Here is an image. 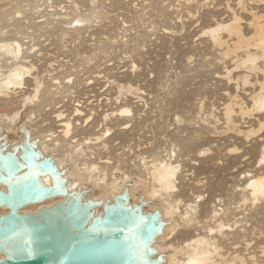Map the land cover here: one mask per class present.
<instances>
[{
    "label": "bare ground",
    "instance_id": "obj_1",
    "mask_svg": "<svg viewBox=\"0 0 264 264\" xmlns=\"http://www.w3.org/2000/svg\"><path fill=\"white\" fill-rule=\"evenodd\" d=\"M159 1L0 0V151L17 149L19 155L26 129L42 158L54 160L68 191L81 190L82 201L93 200L95 216L103 215L104 206L125 190L128 200L123 205H139L143 213L158 211L163 226L150 243L156 250L152 257H160V264H264L262 227L255 225L248 233L251 221L246 219L252 214L244 209L238 214H242L240 222L247 225L240 230L234 228L235 206L228 200L234 196L242 201L252 197V211L256 209L258 214L255 221L264 218V158L242 184L228 186L227 178L233 167L251 158L232 138L242 142L247 139L248 143L256 136L253 146L264 148V0H237L234 6L229 2L228 15H223L227 11L222 15L211 13L210 24L200 30L201 37L209 41L207 45L218 47L233 62L224 66V74L213 73L216 81H224L223 102L202 113L205 118L200 120L203 126L198 125L201 129H194L193 111L199 105L195 114L203 112L204 99L201 96L196 104L184 94L189 87L185 73L192 70L190 51L177 60L185 70L177 87L167 82L162 90L171 106L163 107L159 101V107L152 105L149 112L145 99L151 91L147 87L156 83L141 67L146 65V54L142 51L138 61L133 56L138 48L145 49L144 39L139 44L131 42L133 46L128 43L129 47L119 49V53L110 47L116 44H110L112 37L107 31L115 23L121 30L118 39L124 41L130 36L128 22H133L131 30L144 24L145 30L139 28V34L134 30L135 38L150 30L157 17L148 21L144 16L153 14V10H168L164 5L158 9ZM128 6L134 12L127 10ZM146 8L150 11H144ZM107 10L112 11L111 16H105L104 27L98 25L97 18ZM170 19L167 24L157 22L163 26L157 30L163 33L158 37L155 33L157 40L163 35L169 43L177 33L176 19L171 22L176 28L168 25ZM32 26L48 34L41 52L34 41L29 43L24 38L25 33L33 32ZM100 29L107 31L102 33ZM101 36L109 41L108 47ZM47 44L49 47L44 49ZM169 46L170 53L173 48ZM94 47H99V52ZM123 53L130 55L124 57ZM160 55H151L152 64ZM115 59L126 60L129 69L121 71L126 65L115 68ZM169 60L167 64L173 70L175 58ZM92 67L99 69L94 77H102L104 85L97 89L99 96L95 93L89 95L93 98L81 100V95H88V88L96 87L92 78L88 76L84 81L80 75ZM123 79L130 80L120 82ZM158 79L163 80L162 74ZM207 81L204 79L203 85ZM186 97L188 102H184ZM171 115L175 121L168 123L167 116ZM214 141L218 149L213 154L205 145ZM210 173L214 175L205 180ZM42 178L47 186L53 184L50 175ZM0 189L6 191V186L1 184ZM63 198L54 195L20 210L36 213ZM7 212L8 207L1 204L0 217Z\"/></svg>",
    "mask_w": 264,
    "mask_h": 264
},
{
    "label": "water",
    "instance_id": "obj_2",
    "mask_svg": "<svg viewBox=\"0 0 264 264\" xmlns=\"http://www.w3.org/2000/svg\"><path fill=\"white\" fill-rule=\"evenodd\" d=\"M19 155L0 151V264H160L151 245L161 232L158 211L147 213L139 205H123L128 192L114 196L103 215H94L93 200L82 201V191L69 192L66 180L49 157L33 148L23 131ZM44 175L52 177L47 186ZM63 195L51 207L36 213L20 208L45 198Z\"/></svg>",
    "mask_w": 264,
    "mask_h": 264
},
{
    "label": "rangeland",
    "instance_id": "obj_3",
    "mask_svg": "<svg viewBox=\"0 0 264 264\" xmlns=\"http://www.w3.org/2000/svg\"><path fill=\"white\" fill-rule=\"evenodd\" d=\"M229 2L232 3L231 4L232 6H234L235 3L237 2V0H193V1H190V2H188L186 0H168V1L167 0H160L158 2V9H159L160 5L161 6L164 5L163 7H167L166 9H168V10L165 9L166 11L163 12V9H161L163 14L160 13L159 10H157V12L155 10H153V14L149 13V14L144 16V17H146V19L148 21H151L152 19L157 17L155 23H152V25L150 27L151 29H156V31L154 30L155 31L154 32L152 30L153 32L151 33V29L150 30L146 29V31H143L142 36L138 35V38H135V37H137V35H135L136 32L138 30H140L141 27H142L141 30H143V29L145 30V28H143L144 24L143 23L142 24L139 23L138 27H135L136 29H134L136 31L135 32L134 30L130 29L131 28L130 26L133 24V22H128V23H126V26L127 25L129 26L127 34L130 35V36H128V39L125 40V41H124V38L118 39V36L121 33V30L119 29V27L116 26V23L114 24L112 21L111 22L114 24V28H110L108 31L105 30V29H100L102 31V33H104V31L105 32L107 31L108 34L111 33V36L109 34L110 38L112 37L111 41H110V44L111 43H115L116 45H110V47L115 48V50H117L118 53L121 52L122 50H124L126 48L125 46L126 45L128 46L131 42H134V43L137 42L139 44L141 42L140 39H142V38L144 39V41H142V44L145 45V49L138 48L137 52L135 54H133V56H134L135 60L138 61V59H137L138 55H141L142 51L144 52L143 54H146L145 55L146 56V58H145L146 59V65L141 64V67H144L145 72L149 76V78H151V80H153L156 83V85H158V86H156V85L153 84V86L151 88L147 87L148 92L151 91V93H149V95L147 96V99H145L146 102H147V109H148L149 112H152L151 111L152 110L151 107L155 106L156 104L159 107V101L163 102V103L161 102L163 107H167V106H165V104L171 106L170 98H167V96H163V94H162L163 91L162 90L167 85V82H169V84L174 83V84H172V86L176 85V87H177L178 81L181 78V75H183V72H185V70L183 69V67H181L180 63H178L179 61L177 62V60L178 59L180 60V58H182L181 55L184 52H186V51H190V54H193V57H192V61L193 62H192V70H189L188 72L186 71V73H185V77L186 76L187 77L184 78V79H185V81L189 82V87H187V92H184V94H186V96L188 95L187 97L191 98L192 100L195 99L193 101L196 104L199 102L198 100H199V98H201V96L204 99L203 100L204 101V109H203V112H201V114L199 113L200 115L197 114V113L195 114V111H196L195 109H197L199 107V105H195L194 106V111L193 112H194V115L196 116L195 120H193V121H195V122H193L195 124L194 129L198 128L199 124L200 125L202 124L201 127L203 126V122L200 121V120L205 118L204 117L205 114H202V113L205 112V110H209V109L213 110V108H215V107L218 108L219 104L221 102H223V97L224 96L222 94L224 93V91L222 90V87H225V85H222V83H224V81H216V79L213 76H214V74H217V73L224 74V72H225V67L224 66H226V64H227V66H230V64H232L233 62L230 59L225 58L223 56V52H221L220 49H218V47H216V46L210 47L209 45H207L209 41H206L205 37H201V31L200 30L203 27H206V26H208L210 24L209 20H210L211 13H217L218 15L221 13V15H222L224 13V11L226 12L227 11L226 5ZM177 5H178V7H177ZM179 7H181V8H179ZM129 9H132L131 6H128L127 10H129ZM149 9L146 8V10H144V11H150ZM177 10L181 14L180 18H178V19H176V17L179 14ZM117 11H119V10H117ZM129 11H131V10H129ZM111 12H112L111 10H107L106 14H104V15L100 16L99 18H97V22H98L97 24L104 27L105 26V21H104L105 20V16H107V15L111 16V14H110ZM132 12H134V11H131V13ZM167 12H168V15H167ZM189 12H191L192 14H189ZM119 14L120 13H118L117 15H119ZM223 15L224 16L228 15V11H227V13H225ZM162 16L164 17V19H163ZM133 17H134V15H133ZM168 17L172 19V20L170 19V23L168 25L172 26L173 28L175 26H173V24H171V22H174L173 20L176 19L175 25H177V28L176 27L175 28H176V31L177 30L178 31H177L176 34H173V36L174 35L175 36L172 37L173 39H172L171 42L168 43V41H166V43H165L164 38L167 37L166 36L167 34H165V33H164V35L166 37H164L162 35L158 40L156 39V36L158 37L161 33H163V31L162 32H158L157 31V30L160 29V27L161 28L163 27V26H158L157 22L160 21L159 24H167V21L169 22ZM160 18H161V20H158ZM179 20L183 21L182 22L183 26H181ZM30 30H33V32L29 33V34L25 33L24 34L25 40L27 39V42H29V43L34 41L35 42L34 45H35L36 49H39L40 52L43 51V43L42 42H44L45 38L48 36L47 32L44 31V30L43 31H39L37 26H32V28ZM133 32H134V34H133ZM140 33H141V31H140ZM155 33L157 34L156 36H155ZM138 34H139V31H138ZM39 38H40V40H39ZM101 40L103 42L105 41L107 43V47L109 46V44H108L109 41H107L105 36H101ZM170 43H172L173 47H171ZM44 44H45V42H44ZM48 44L46 45V47L44 49L49 47ZM150 44H152V45L150 46ZM130 45L133 46V43L130 44ZM134 45H136V44H134ZM160 45H163V47L160 46ZM168 46L170 48H173L172 51L169 48L170 51H171L170 53H169V50H167ZM180 46H182V47H180ZM94 48L97 49V47H94ZM95 49H93L92 51H95ZM99 49L100 48L98 47L97 52H99ZM131 49H133V48H131ZM123 54H124L123 55L124 57H127V56L130 55V54H126V53H123ZM158 54H161L160 55L161 57L159 56L157 58V56H156L155 57L156 59L154 61L155 63L152 64V60H153L154 56L158 55ZM151 55H154V56H151ZM83 56H85V54H83ZM166 57L168 59H166ZM170 58H175V60H174L175 62L172 61V63H174V65H175V66L173 65V67H174L173 70H172V68L169 67L170 65L167 64V63H169V61H170L169 59ZM149 59L151 60V62H149ZM157 60H158V62L156 63ZM104 61H105V63L108 64L107 60H104ZM115 62H116V65L114 66L115 68L118 67L117 69H119V67L122 68V65H124V66L126 65V67H123L121 71H123L124 69H129L130 65L128 63H126V60L123 59V61H119V60L115 59ZM229 62H231V63H229ZM148 63H150V64H148ZM91 65L95 66L94 62L91 63ZM102 66L104 67V65H102ZM103 67H100V68L103 69ZM80 69L83 70L84 66H82ZM151 69H152V71H151ZM199 69H201V70L199 71ZM86 71H89V72L80 74L81 77H83V80L85 81V78H87L89 76L90 78H92V80H94L93 83L96 82V87L95 88H91V89L88 88V92H89L88 95H86V97L81 95L83 97V99H81V100H84V98H88V97H90L89 95L92 96L95 93L99 96V92L100 91H97V89L100 88V86L102 87L104 85V83L102 82V79H103L102 77L98 78V80H95V79H97V77H94V76L99 72L98 68L92 67V68L87 69ZM91 72H93V73H91ZM159 74H162L163 80H159L158 79L159 78ZM186 74H188V75H186ZM168 76H169L170 79L168 78ZM204 79L208 80L205 83V85H203V83H204L203 80ZM210 79H211V81H210ZM129 80H124L123 79V80H120V82L123 83V82L129 81ZM134 80H136V79H134ZM83 84H84V82H83ZM108 85H109V83H107L105 86L107 87ZM198 86H201V87L199 88ZM159 88H162V89H159ZM214 91H216V92H214ZM199 92H201V93H199ZM202 92H204L205 94L202 93ZM212 93H213V95H212ZM150 94L153 95V96H150ZM154 94H157L156 97H155ZM144 96H145V94H144ZM150 97H152V98H150ZM90 98H93V97H90ZM102 98L103 97H101L99 99H102ZM188 98L185 99L184 102H188L189 101ZM149 101L150 102L153 101L151 103V105H150ZM194 102H193V104H195ZM192 107H193V105H192ZM90 108H91V106H90ZM219 109H220V107H219ZM219 109H217V111H219ZM153 112L155 114L158 113L154 109H153ZM163 115H164V113H163ZM172 116L173 115L167 116V119L169 117L168 120L166 119V121L168 123H170V121L172 119L174 120V117H172ZM150 117H153L152 113H151ZM199 118H201V119H199ZM241 122H242V120L240 121V123ZM53 127H55V126H53ZM201 127H199V129H201ZM250 138L248 139V143L249 144L246 141L247 139L246 140L244 139L243 142H242L239 139L232 138V140H235L237 143H239L242 146V150L244 151V153H248L247 157H251V158H250L249 161L246 162L248 164L240 163V164H238V166H235V167L232 168L233 170L230 171L232 173H230L229 177H227L229 179L228 180V186H232L233 187V186H236L237 184H242L244 182V180H245L244 177L245 176L248 177L250 175V173H248V172H250V171L254 172L258 167H260V165H261L260 163H262L260 161V159H261V157L264 158V148L261 147V148H257L256 149V147L253 146L254 144H256V141H255L256 136H252ZM256 140H257V138H256ZM221 142H223V141H221ZM205 146L209 147L211 149V152H213V154L217 153V149L218 148H217V145H216L215 141H214L213 144H207ZM214 149L216 150V152H215ZM241 170H243V171L245 170L247 172V174H244V172L241 171ZM236 173H238V174L236 175ZM210 174H208V178L206 177L205 180L210 179L211 176L214 175L213 173H210ZM223 174H225L224 171L222 172V175ZM228 200H229V202H231V205H233L232 207L235 206L234 212L236 214L234 215V219H233V223L235 222L234 228L239 229V228L244 227V226L247 225L246 222H240V218L242 217V214H238L241 210L245 209V211H251L250 214H252V217H248L246 219V220H250L251 221V223H249V227L247 229V232L249 233L250 231H253L254 229H252V228L255 225H258V227L261 226L263 231H264V218L260 219L259 222L255 221V218L257 217L258 214H257V210L256 209H254L252 211V205H253L252 204V197L250 199L246 200V201H242L238 197H235V196L232 199H228ZM263 236H264V233H263ZM260 240L264 241V239H260ZM256 245L257 244H255V246Z\"/></svg>",
    "mask_w": 264,
    "mask_h": 264
}]
</instances>
